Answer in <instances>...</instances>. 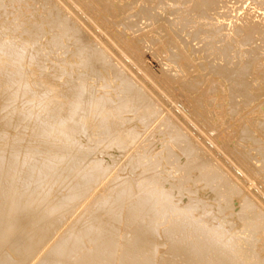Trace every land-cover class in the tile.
<instances>
[{
  "label": "bare ground",
  "instance_id": "bare-ground-1",
  "mask_svg": "<svg viewBox=\"0 0 264 264\" xmlns=\"http://www.w3.org/2000/svg\"><path fill=\"white\" fill-rule=\"evenodd\" d=\"M37 1L0 0V264H264V203L214 148L212 154L202 145L198 132L203 140H218L208 128L219 118H210L213 94L240 119L264 88L259 93L253 87L264 75L258 61L243 67L209 63L208 85L193 77V69L203 73L205 65L188 47L193 36L219 33L200 23L217 0L190 1L185 13L193 12L201 27H191L187 38L175 19L162 25L157 15L135 30L127 20L139 0L127 7L120 0H66L69 6L46 0L43 8L37 5L39 14ZM142 2L144 12L151 7L143 4L156 0ZM93 13L101 19H91ZM117 28L124 47L115 39ZM147 34L159 35L151 41L162 44L158 52L166 56L162 73L170 91L177 84L192 97L188 114L171 110L166 98L161 105L163 94L151 95L155 89L128 61L126 53L142 49ZM259 34L256 23L244 21L219 40L222 49L210 41L201 49L208 55L216 49L222 57L252 45ZM255 113L264 116V102ZM260 117L233 129L228 140L234 144L220 145L239 165L257 162L259 185Z\"/></svg>",
  "mask_w": 264,
  "mask_h": 264
},
{
  "label": "rangeland",
  "instance_id": "rangeland-1",
  "mask_svg": "<svg viewBox=\"0 0 264 264\" xmlns=\"http://www.w3.org/2000/svg\"><path fill=\"white\" fill-rule=\"evenodd\" d=\"M41 1H42V3H41ZM39 0V1H37V2H34V9H36V7H38L39 6V8L40 7H42L43 8V6H44V4H43V2L45 1L46 2V0ZM50 1V0H49ZM53 1V0H52ZM51 1V2H52ZM56 1V0H55ZM55 1H53V2H55ZM61 1H63V2H61ZM64 1H65V3L67 4V2H70L69 0L66 2V0H59L58 2L60 3V4H65L64 3ZM118 2H119V0H117ZM155 1V0H154ZM191 0H163V1H160V0H156V2H153L151 5H148L146 2L143 4V7H151V8H149V9H147L146 11H144V12H142L141 11V8H142V0H139L138 1V3H137V5L136 4H133V10L131 11V16H130V18L127 20L128 22L130 21V22H133V24L135 23L136 24V26L134 27V29L135 30H137V29H140V28H143V27H145L147 24H151V21H153L155 18H153V15H157L159 18H161V22L160 23H162L163 21L165 22V20H166V24L167 23H173V20L174 21H176V24H177V27L180 29V30H183L182 32H180V35L183 37V38H187L186 37V34L187 33H190V31H191V27H197L196 29H198V27H201L200 25H199V22L196 20V15L193 13V12H191L190 10H188L189 12H187V13H185V11H186V9L187 8H190L191 6H192V4H191V2H190ZM39 2V3H38ZM52 2V3H53ZM131 2V0H120V4L122 5V6H129V3ZM32 4H33V2H31ZM79 3H81L80 5L82 6V7H85V2H83V1H79ZM84 5H83V4ZM132 3V2H131ZM141 3V5H139ZM41 4V5H40ZM42 4H43V6H42ZM55 4H57L58 5V3L56 2ZM59 4V5H60ZM69 4V3H68ZM67 4V5H68ZM38 5V6H37ZM138 5H139V7H138ZM69 6V5H68ZM135 6V7H134ZM137 6V7H136ZM165 6H167V7H165ZM64 7H65V5H64ZM67 7V6H66ZM39 8H37V9H39ZM129 8V7H128ZM37 9H36V11H37ZM41 9V8H40ZM62 9H63V6H62ZM65 9V8H64ZM71 7L69 8L68 7V9L66 8V10H65V12L67 13V11H69L68 13H70L71 12ZM40 12L42 11V10H39ZM40 12H38L37 11V13L39 14ZM98 13V12H97ZM96 14V13H95ZM94 13H93V16L91 17V19L93 18V20L96 18V19H101V17H98V15L96 14L95 15ZM96 16V17H95ZM100 16V15H99ZM90 19V18H89ZM147 20H151V21H147ZM92 21V20H91ZM244 21H250V22H252V23H256L258 26H259V28H260V34L259 35H257V37H256V39H255V41H254V43L252 44V45H245V46H243L241 49H238V50H236V51H232V52H226L225 54H224V56H222V57H219L218 56V54H217V52H215V50L216 49H213V50H211V51H209L208 53H210V52H212L213 51V54L211 53V55L209 54H204L203 53V50L201 49V47H203L205 44H208V42L210 41V42H213V44H215V47H220L221 49H222V46H221V42L219 41L220 39H222V37L223 36H226L227 34H229L230 33V29H231V27H232V25H234V24H238V23H241V22H244ZM200 23H208L209 25H212L213 27H216V28H218L219 29V33L217 34V36L216 35H210L211 37L209 38V39H206V36H208L209 34H207V35H204V34H201V35H199V36H193V39L192 40H194L193 41V46L192 45H190V47H188V48H190L191 49V51H192V53L196 56L195 58H196V63L198 64V65H202L200 62H202L203 63V67H204V65H205V67L203 68V71L205 70V72H198L197 71V73L196 72H194V70L195 69H193V74L195 75V76H193V77H195V78H197V80H199V79H201L200 81H202L203 80V82H202V84H209V82L208 81H210V80H212V77H213V75H211L212 73H213V71H212V68H210L209 67V63L211 64L210 66L212 67L213 65H215L214 63H216V64H221L222 62H223V60L225 61L224 63H228L229 64V66H234V65H238V67H243V66H245V63L246 62H248V61H258L257 63H258V66H260L261 67V65H262V67H261V69L260 70H262V68L264 67V0H217V5H215V7H214V9L212 10V11H210L209 12V15H208V18H206V21H200ZM162 25H163V23H162ZM187 25V27H185ZM85 28V27H84ZM88 28V27H87ZM194 28V29H195ZM118 30H114V31H116V34H115V36H118L117 38H115L117 41L119 40V45L122 47V45H123V47H124V41L126 40V39H124V37H122V36H120L121 35V31H120V29L119 28H117ZM89 30V29H88ZM90 31H92V30H90ZM117 31H118V33L120 34H117ZM114 34V33H113ZM155 35V36H154ZM149 36H150V41H151V36H152V38H154V40L156 41V37H158L159 35H156V34H147V36L146 37H148V39L146 38V40H148V43L150 42L149 41ZM122 38V39H121ZM145 40V39H144ZM143 41V45L141 44L140 46H141V48L142 49H139V47L137 48V50H136V52L135 53H133V50H132V52H131V50H129V52H128V50L126 49V47L124 48L125 49V51L126 52H128V53H126L127 55H129L127 58H128V61H130L131 60V66L133 67V70L136 72L137 71V74H139L140 75V77H141V79L144 81V83L148 86V85H150V88L152 89V90H154V91H152L151 89V95H153V96H156V95H154L155 93L156 94H158V93H160V95H162L163 94V96H161L160 98L161 99H159V94L157 95V98L159 99V100H161V102H162V104L161 105H163V101H162V99L164 98H166L165 100H164V103H165V101H166V103H168L167 104V106L169 105V106H171L170 108H171V110L174 108V107H176V108H174L175 110H179L180 111V109H181V113L183 112L184 114H186L187 112H188V109H189V111L191 112L192 110H193V105L191 104L192 103V97L190 96V94L188 93L187 94V92H185L180 86H178L177 84L176 85H172V91H170L171 90V87H170V85L169 84H166L167 83V80H166V78H165V76H164V74L162 73L163 72V63H164V61L161 63V61H162V57H161V55L164 57V58H166V56L164 55V54H162V52H161V54L158 52V48L160 47L161 48V46H162V44H161V46H158L157 45V43L154 41V40H152L151 41V43L153 42V43H156V45L155 44H153L152 43V45H151V43H150V46H149V44L147 43V41ZM158 41H160V39L158 38L157 39ZM123 42V43H122ZM122 44V45H121ZM147 44V45H146ZM158 44H160V43H158ZM146 45V46H145ZM196 45L198 46L197 47V49H199L200 48V51H202V52H200V51H197V53L195 52V48H196ZM144 46H145V48H144ZM149 46V47H148ZM152 46V47H151ZM195 46V47H194ZM212 45H209V47H211ZM149 48V49H148ZM154 48V49H153ZM140 51H139V50ZM154 50V51H153ZM156 52H158V53H156ZM190 52V51H189ZM131 53H132V55H131ZM156 54L157 56L155 57L153 54ZM196 53V54H195ZM199 53V54H198ZM202 55H201V54ZM134 54V55H133ZM137 55V56H136ZM201 56H203L202 58H200ZM207 56H209V57H207ZM131 59H130V58ZM199 57V58H198ZM135 58H137V59H135ZM155 58V59H154ZM198 58V59H197ZM205 58V59H204ZM133 59V60H132ZM138 59H140V60H138ZM200 59H202V60H200ZM204 59V60H203ZM136 60V61H135ZM160 60V61H159ZM200 62H199V61ZM140 61V62H139ZM205 61H207L208 62V64H207V62H205ZM245 61V62H244ZM137 62V63H136ZM205 62V63H204ZM211 62H213V64L211 63ZM261 62V63H260ZM134 63V64H133ZM140 63V64H139ZM160 63H161V65H160ZM256 63V64H257ZM263 63V64H262ZM206 64L208 65V66H206ZM261 64V65H260ZM139 65H140V67H139ZM145 65V66H144ZM136 67V68H135ZM165 68V67H164ZM213 68H214V66H213ZM141 69V70H140ZM208 69V70H207ZM198 70H199V68H198ZM202 70V69H201ZM196 71V70H195ZM262 71H264V69L262 70ZM206 72H208V74H209V76H210V79L209 78H207V76L204 74V73H206ZM200 73H202L203 74V76L201 77V75H200ZM207 74V73H206ZM200 77H199V76ZM162 76V77H161ZM196 76H198V77H196ZM204 76H206L205 78H204ZM203 78V79H202ZM214 78L216 79L217 77L216 76H214ZM213 78V79H214ZM157 79V80H156ZM208 79V81H205V80H207ZM249 79H252V78H249ZM248 79V80H249ZM147 80H148V82H147ZM153 80V81H152ZM158 80H159V82H158ZM259 80V82L260 83H258L257 81V83L255 84V86H254V84H253V87L255 88L256 87V90L260 93V90H261V88H263L264 87V75L262 76V82H261V78L260 79H258ZM151 81V82H150ZM251 81V80H250ZM250 81H248L249 82V84L250 83H255V82H250ZM157 84V88H156V84ZM261 83L263 84V85H261ZM261 86V87H259V85ZM153 85V86H152ZM252 85V84H251ZM161 88V89H160ZM166 88H168V89H166ZM177 88V89H176ZM149 89V88H148ZM161 91H160V90ZM169 90V91H168ZM263 90H264V88L262 89V95H258V100L260 99L259 98V96H261V98L262 99H260V101H258V103H254V104H252V106H254V108H252V106H249V108H252V110L251 109H244V110H242L238 115H239V118L240 119H238V117H236V116H233V115H231V114H228L227 112L229 111V109H225V107H223L224 106V102L222 101V100H216V101H213L214 100V98H216V95H214L213 94V96L214 97H210V96H212V95H210V96H208V97H210L209 98V100H211L210 102L211 103H213V102H215L214 104H213V106L212 107H217V106H219L218 107V109H220V110H222V108H223V110L221 111V113H220V110H218L217 111V113L219 114V115H217V113L215 112L216 111V109L215 108H213V110H215V111H213L212 110V114H210V118H215V117H217V116H219V118L217 117V123L214 121V120H216V119H214V120H210V124H211V122L213 123V124H211V125H209L208 126V128L210 129V132H211V134L212 135H219V136H216L215 138L216 139H218L219 140V143H218V140L216 141L215 139H213L212 140V142H208V140H203L204 138H202V134L204 133L202 130L201 131H198V132H200V136H201V142H202V145L204 146V147H206L208 150H209V152L211 153L212 152V154L214 153L213 152V148H214V150H215V154L214 155H216V156H218V154H219V156H218V158H219V160H220V162H222L223 164L225 163V165H226V167L228 168L229 166V170L236 176L237 174V176L236 177H239V180L242 182V183H244L245 184V186H246V188H249L250 190L252 189V190H255L256 191V193L258 192V198H259V200H261V202L262 203H264V191H263V189H264V184L263 183H261L260 185L258 184V180L260 179V178H258V175L257 174H255L256 172H255V167H256V165H257V162L256 161H253V163L251 164V165H246V163H245V165H244V162L243 163H241V162H239L240 163V165L239 164H237L238 163V159H237V161L235 160L236 158L235 157H232L231 156V158L229 157L230 155L229 154H231V152H230V150L227 148V147H223V146H220L221 145V143H222V141H224L223 143H229V142H231V140L229 141L228 140V138H230L229 136H231L232 135V133L237 129L238 131H240V129L242 128V125L240 126V124H241V122H243L244 123V119H242V121H241V118H242V112H246V114H243V117L245 116V118H246V116H249V117H247L246 119L248 120V122H249V120L250 119H252L253 121L254 120H256V119H259V117L257 116V114L255 113L256 111H257V106H259L261 103H263L264 102V92H263ZM257 91H255V93H257ZM182 92V93H181ZM180 94V95H179ZM182 95V96H181ZM184 95V96H183ZM186 95V96H185ZM169 96H172V97H169ZM177 96V97H176ZM263 96V97H262ZM169 97V98H168ZM174 98H175V100H174ZM177 100V101H176ZM188 100V101H187ZM168 101V102H167ZM190 101H191V103H190ZM218 101H219V103H218ZM160 102V103H161ZM257 102V101H256ZM165 103V104H166ZM179 103V104H178ZM222 103H223V105H222ZM164 104V105H165ZM217 104V105H216ZM219 104V105H218ZM175 105V106H174ZM215 105V106H214ZM166 106V107H167ZM189 106V107H188ZM163 108H165L164 106H162ZM177 107L179 108V109H177ZM211 107V108H212ZM227 107V106H226ZM162 108V109H163ZM168 108V109H167ZM167 108H165V111L166 110H170L169 109V107H167ZM191 108V109H190ZM255 110V112H254V110ZM170 110V111H171ZM226 110V111H225ZM169 111V112H170ZM174 111V110H173ZM172 111V112H173ZM210 111H211V109H210ZM167 112V111H166ZM189 112V113H190ZM216 113V115L215 114H213V113ZM182 113V114H183ZM223 113V114H222ZM225 113H227V114H225ZM248 113H249V115H248ZM254 114V115H252L251 117H250V115L251 114ZM188 114V113H187ZM215 115V116H214ZM220 115H222V117H224V118H222ZM224 115V116H223ZM228 115L230 116V118L228 117ZM240 115H241V117H240ZM256 116V118L254 119V118H252V117H255ZM196 117V119L195 120H198L199 118L197 117V116H195ZM194 117V118H195ZM222 119H221V118ZM237 119H236V118ZM264 116H261L260 118L261 119H264L263 118ZM198 118V119H197ZM232 118V119H231ZM248 118H250V119H248ZM218 119H220V122H219V120ZM227 120L226 122H225V120ZM230 120V121H229ZM199 121V120H198ZM222 121H224V123L222 122ZM238 121L240 122V123H238ZM251 121V120H250ZM216 123V125H215V123ZM228 122H230V123H228ZM246 122V124H244L245 126H248V122L247 121H245ZM220 124H222V125H220ZM226 124H227V126H226ZM228 124H229V127H228ZM238 124V126H235V125H237ZM197 125H199V123H197ZM213 125H215L214 126V128L216 127V126H218V127H216L217 128V131L214 129V128H212V126ZM219 126H220V130H219V133H218V129H219ZM224 126H226V127H224ZM231 126H232V129H231ZM249 126H250V124H249ZM221 127H222V130H221ZM208 129V130H209ZM212 129L214 130V131H212ZM226 129V130H225ZM230 129V130H229ZM233 129H234V131H233ZM208 130H206V131H208ZM232 130V131H231ZM222 131V132H221ZM228 131V132H227ZM230 131V132H229ZM201 132H203V133H201ZM210 132H209V134H210ZM224 132V133H223ZM224 134V138H223V136H221V135H223ZM228 135H227V134ZM199 135V134H198ZM204 135V134H203ZM205 137V136H204ZM223 139H222V138ZM227 137V138H226ZM226 140V141H225ZM215 142H216V145H215ZM213 143H214V145L215 146H213ZM218 144V145H217ZM231 144H234V143H232L231 142ZM230 145V144H229ZM217 146H219L218 148H219V150L220 151H218V148H215V147H217ZM231 146V145H230ZM223 147V148H222ZM233 147V146H232ZM234 147H235V145H234ZM210 148H212V149H210ZM226 148H227V151L225 152V150H226ZM237 148H239V149H241L240 147H237ZM221 149L223 150V151H221ZM219 152H221V153H219ZM228 152V154L225 156V158L223 157L226 153ZM230 152V153H229ZM221 155V156H220ZM223 155V156H222ZM220 157H221V159H220ZM231 159L232 161H233V163H231V162H229V160ZM224 160H226L225 162H224ZM234 161H236V162H234ZM229 165H228V164ZM230 164H232V165H230ZM241 164H242V166H241ZM254 164V165H253ZM256 164V165H255ZM235 165V166H234ZM239 166V167H238ZM247 166H249V167H247ZM251 166H252V168H251ZM235 168V169H234ZM243 168V169H242ZM240 169V170H239ZM252 169V170H251ZM234 170H235V172H234ZM238 170H239V172H241L240 174H239V172H238ZM246 170V171H245ZM254 170V174L252 173V171ZM237 171V172H236ZM244 172V173H243ZM250 175V176H249ZM254 175V176H253ZM257 175V176H256ZM244 177V178H243ZM246 177V178H245ZM252 179H251V178ZM248 178V179H247ZM245 179V180H244ZM250 179V180H249ZM258 179V180H257ZM244 180V181H243ZM249 181V182H248ZM254 181V182H253ZM258 181V182H257ZM252 182V183H251ZM261 182V181H260ZM256 185V186H255ZM259 185V186H258ZM263 185V186H262ZM259 187V188H258ZM257 190H256V189ZM263 188V189H262ZM263 191V192H261V190Z\"/></svg>",
  "mask_w": 264,
  "mask_h": 264
}]
</instances>
